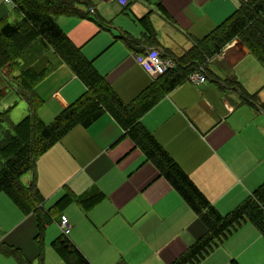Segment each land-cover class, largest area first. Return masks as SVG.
I'll use <instances>...</instances> for the list:
<instances>
[{
    "label": "crops",
    "instance_id": "1",
    "mask_svg": "<svg viewBox=\"0 0 264 264\" xmlns=\"http://www.w3.org/2000/svg\"><path fill=\"white\" fill-rule=\"evenodd\" d=\"M87 1L88 18L60 14L56 22L118 97L129 103L154 80L135 62L134 54L158 48L182 61L189 59L194 45L209 46L206 36L242 0H128L126 8L106 0ZM111 16H118L112 26ZM143 17L145 22L140 21ZM148 26L152 34L145 38ZM123 35L139 44L130 47ZM204 63L206 82L181 83L140 121L224 214L264 181V109H254L238 94L244 92L264 104V67L238 38ZM55 65L35 86L40 97L47 92L52 99L49 116L42 105L38 109L44 121L85 90L65 63ZM122 134L107 112L88 127L75 125L37 159L36 185L48 206L64 185L76 195L91 188L104 193L88 211L72 202L63 214L71 224L68 239L92 264H168L204 235L205 228ZM22 181L29 183L31 174H24ZM11 212L8 208L9 225L21 221L15 228L24 225L21 236L35 234L32 215L10 217ZM7 221L0 214V226ZM33 250L34 245L24 252L31 256ZM0 264L17 262L0 254ZM193 264H264V237L244 220Z\"/></svg>",
    "mask_w": 264,
    "mask_h": 264
},
{
    "label": "trees",
    "instance_id": "2",
    "mask_svg": "<svg viewBox=\"0 0 264 264\" xmlns=\"http://www.w3.org/2000/svg\"><path fill=\"white\" fill-rule=\"evenodd\" d=\"M14 1V10L21 18L12 23L0 21V70L7 65L9 74L12 70L17 71L12 76L10 74V78L15 84V93L27 103L29 112L20 122L13 124L8 117L9 108L0 110V193L9 197L23 217H34L36 231L33 245L37 249L35 256H28L18 246L0 238L1 255L13 258L17 264H43V237L47 224L54 218L52 216H56L72 202L88 211L104 198V193L95 188L76 195L64 185L62 194L52 205L45 207V199L35 182V167L37 159L72 127H88L105 112L122 128V137L128 139L132 149L138 150L156 168L159 177L180 195L205 228L204 235L168 264H193L244 220L251 222L264 237V181L233 210L222 214L140 121L145 111L185 82L188 74L198 66L204 70V60L218 53L234 38L240 39L264 67V0L240 1L238 9L206 36L210 41L209 46L201 48L194 45L189 50V53L192 51L189 59L182 61V58L163 50L166 56L175 61L174 68L154 78L129 103H124L118 97L106 78L96 70L93 61L84 56L56 22L60 14L88 18L90 10L87 0ZM128 3L119 5L126 8ZM84 4L87 6L85 11L80 8ZM140 21L145 22V17ZM151 34L152 28L148 26L143 35L148 38ZM122 37L130 47L136 42L139 44L138 40L130 36ZM32 43L37 45L38 50L51 49L58 55L57 63H65L85 86L81 95L49 121L42 120L38 115L43 100L35 86L48 75L54 64H50L46 57L41 61V55L36 57L33 54L35 49H30ZM238 94L243 102L254 109H264V104L257 102L253 96L241 91ZM28 173L31 174V181L24 183L22 176ZM62 215H59V219ZM50 245L65 264H92L62 233L52 239Z\"/></svg>",
    "mask_w": 264,
    "mask_h": 264
},
{
    "label": "rangeland",
    "instance_id": "3",
    "mask_svg": "<svg viewBox=\"0 0 264 264\" xmlns=\"http://www.w3.org/2000/svg\"><path fill=\"white\" fill-rule=\"evenodd\" d=\"M15 5L16 4L14 0H8V1L0 0V21L6 20L7 22L12 23L21 18L20 14L14 10ZM83 8L86 10L87 6L85 5ZM117 19H118V16H114V17L111 16V21H110L111 26L116 23ZM30 49L31 50L35 49L33 54L36 57H38V55H43V56H40L41 61L44 60L46 57V59L54 63V67H56L55 64L58 61V55L53 53L52 50L41 49L39 51L35 43H32V46ZM7 71H8L7 65H5L2 68V71L0 70V110L9 108L8 109L9 120L13 124H16L20 122L28 114L29 108H28L27 103L24 100L20 99L15 93V84L12 83L13 81H11V78H10V74L12 76L16 74L17 71L12 70L10 74L8 73L9 71L8 72ZM41 97L43 99L41 110L44 113H47V116H49L50 109L52 107V99L48 96L47 92H45V94H42ZM6 204H8V208H10L13 212V213L11 212L10 217H12V214L13 215L17 214V217L22 216L19 209H17V207L11 202L9 197L2 192L0 193V214L3 220L7 221L6 214H7L8 208L5 206ZM44 205L45 207H48L46 203V199L44 201ZM73 208L77 210V212L79 213L78 209H76L75 207ZM64 210L65 208L63 209V211L58 213L56 216H52L54 218L46 226L44 237H43V246H42L43 264H65L50 245L52 239H54L55 237L59 236L62 233L58 225V221H59V215L64 214ZM25 218L27 219V217ZM9 223H10V220L5 222V224H3L2 227L0 226V238L7 239V242L9 241L13 243L14 245L18 246L22 251H26L27 249L31 248L33 245L34 235H29V237L26 239L25 235L21 236L19 234L24 225L21 226V228L18 231H16L17 229H15L21 223V221H19L17 224H12V225H9ZM16 236H19L17 239L19 242H15L14 239ZM36 249L37 248L35 246V249L32 252L34 256H35Z\"/></svg>",
    "mask_w": 264,
    "mask_h": 264
},
{
    "label": "built area",
    "instance_id": "4",
    "mask_svg": "<svg viewBox=\"0 0 264 264\" xmlns=\"http://www.w3.org/2000/svg\"><path fill=\"white\" fill-rule=\"evenodd\" d=\"M8 1V0H6ZM108 2H118L119 4L126 5L128 0H106ZM135 62L150 76L156 78L165 73L167 70L174 68L175 61L170 56H166L160 49L151 48L143 53H136L133 55ZM206 75L202 66L190 72L186 81L192 84H201L206 82ZM58 225L65 236L68 235L71 229V224L66 216L62 215L58 221Z\"/></svg>",
    "mask_w": 264,
    "mask_h": 264
}]
</instances>
